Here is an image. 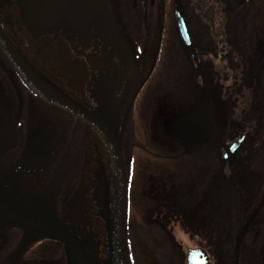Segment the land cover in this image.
<instances>
[{"label": "flooded vegetation", "instance_id": "obj_1", "mask_svg": "<svg viewBox=\"0 0 264 264\" xmlns=\"http://www.w3.org/2000/svg\"><path fill=\"white\" fill-rule=\"evenodd\" d=\"M24 1L0 0L4 35L42 82L83 109L119 144L128 178V202L137 197L139 232L145 236L144 245L139 246L127 230L130 264H135L136 254L151 256L158 264L151 252L146 253L157 248L181 252L182 245L174 241V235L160 227L158 214L162 213L163 202L169 203L164 212L170 215L182 210L187 218L188 212L195 210L196 215L204 212V217L209 216L214 117L218 116L229 132L228 140L220 145L219 157L226 174L236 170L238 217H245L246 222L258 210L264 203V0H103L101 13L85 29L79 28L81 14L63 20L58 12L93 11L98 8V0H46V13L53 16L46 19V28L31 22L24 12ZM179 24L186 26L187 41ZM67 57L71 63L65 67L80 73L83 91L78 97L67 95L60 88L63 82L53 77L56 61ZM194 77L200 90L186 103ZM199 98L209 102L212 134L208 142L187 149L170 139L165 127L186 114ZM0 99L15 128L14 146L0 153V214L33 220L71 236L82 246L90 264H114V168L98 133L26 90L1 49ZM53 125L57 131L52 130ZM30 134L47 135L52 144L51 159L44 171H25L19 165L25 138ZM246 135L247 141L233 158L223 162V146ZM99 151L105 155L102 166L108 162L102 169L101 193L104 204L108 203L104 215L110 250L102 260L94 259L79 234L66 228L60 218L67 196L65 176L73 181L69 186L74 194L80 192L83 172L85 168L88 171L87 165L98 163ZM69 159L73 174L63 170V163ZM137 164L140 168L135 170ZM191 171L197 173L198 180L190 179ZM43 172L46 209L20 188L23 177ZM97 191L96 185L90 192L93 202L98 199ZM74 198L77 201L79 194ZM258 217L262 221L259 227L264 229V205L256 220ZM162 234L170 244L155 242L154 237ZM197 249L206 253L197 246L184 249L183 260L176 258L186 264L187 251ZM0 264L78 263L60 242L19 227H0Z\"/></svg>", "mask_w": 264, "mask_h": 264}, {"label": "water", "instance_id": "obj_2", "mask_svg": "<svg viewBox=\"0 0 264 264\" xmlns=\"http://www.w3.org/2000/svg\"><path fill=\"white\" fill-rule=\"evenodd\" d=\"M98 1V8L93 11H83L82 13L66 11L58 13L63 20L75 19L81 14L82 23L79 28L85 29L102 11L103 0ZM23 9L25 14L29 16V19L31 18L33 20L31 21L33 24L46 28V19L52 16L51 13H46V0H25ZM179 28L182 38L187 41L188 35L185 24H179ZM0 49L23 84L35 96L90 126L98 133L108 149L114 168L115 192L113 238L111 242L113 244L112 254L114 257V264H129L126 236L128 200L127 174L119 144L116 143L108 132L83 109L66 100L42 82L12 47L1 28ZM165 130L170 139L176 140L187 149L208 142L212 134L209 102L205 98H199L186 114L175 121L169 122ZM248 137L247 135L243 136L231 144L223 146L221 153L222 161H230L244 142L247 141ZM14 143L15 128L11 125L0 99V153L7 148L13 147ZM51 155L52 144L49 137L47 135L36 136L30 134L25 138L19 165L25 171H44L49 165ZM263 205L264 203H261L258 210ZM258 210L252 214L243 226L238 234L237 243L241 241L248 228L252 225ZM0 227H19L35 235L60 242L72 252L78 264H90L83 248L74 238L36 221L0 214ZM186 264L211 263L209 262L208 255L203 250L197 249L187 251Z\"/></svg>", "mask_w": 264, "mask_h": 264}, {"label": "rangeland", "instance_id": "obj_3", "mask_svg": "<svg viewBox=\"0 0 264 264\" xmlns=\"http://www.w3.org/2000/svg\"><path fill=\"white\" fill-rule=\"evenodd\" d=\"M69 57H67L66 60L60 61V63L59 61H56L52 73H53V77H57L60 83L63 82V84L60 85L62 91H64L67 95H74L78 97L79 91L80 90L83 91L82 86L80 85V73L79 70H74L73 68L70 69L71 67L69 66L65 67L67 65H70L71 63ZM85 79H89V77L86 76ZM196 81L197 78L194 77V81L191 82V86H190V95L187 97L186 103H190L193 99L192 97L196 96V94H198L200 90L196 86ZM211 98H212V106H214L216 104L214 100V96H212ZM80 101H82V99H80ZM181 106L182 104H180L178 108H180ZM214 118L215 120L213 121ZM214 118L212 119L214 124V131H213L212 139L210 141V145L212 150L214 149L212 151L213 155L215 154L216 157L220 159L219 157L220 145H222V143L225 140H228L227 137L229 132L226 131L224 125H222L223 123L222 120L218 119L219 118L218 116ZM40 125L45 126L44 124H40ZM55 126L56 125H53L52 128L53 131H57V128ZM252 140H255V142H257V137L256 138L253 137ZM249 144L251 147L252 146L251 142H249ZM104 158L105 155L103 154V152L99 151L98 163L96 165L95 163L93 165L90 164L87 165L88 171H86L87 168H85L86 170H84L83 172L84 175H83V183H82L83 191H82V187H80L79 190L80 192H76L74 194V188L72 186H69L72 184L73 181L70 182V178L67 175L65 176L66 180L64 181V183L67 186V196L65 199V206L63 208L64 213L60 214L61 222L64 224V226L72 230L74 233L79 234L82 241L85 243L86 247L88 248L87 250L90 253V255L93 256L94 259L97 258L99 260L104 259V256L106 255L108 249L110 250V247H107V233H106V229H108L106 223L107 215H104V211H105L104 206H106L107 208L108 203L104 204L105 203L103 200L104 193L103 194L101 193V185H103L104 183L103 182L104 178L102 177L103 174L102 169L103 168L105 169V165L107 167V163H108L106 162L105 165L102 166V161ZM69 160L70 161H68L66 164L63 163V170L67 174L69 173L73 174L74 165L73 162H71V159ZM224 169L225 167L221 168V170L216 175L213 176L212 183L210 182L211 190H210L209 204H208L210 214L208 217L206 216L204 217L205 215L204 212H202L200 215H196L194 213L195 210H193V213L192 211L188 212V216H187L188 219L183 216L182 210L181 212L178 211L176 214L170 215L169 213L164 212L167 211L166 210L167 208H169V203L163 202L162 213L158 214V217H160L159 220L161 221L159 223L160 227L164 231L168 230L169 232H171L174 235L173 237L174 241L179 246L182 245L181 246L182 250L180 249L181 252L179 250L175 251L174 249L173 250L170 249L172 250V252L175 253V256H178L181 260H183L184 258V254H185L184 249H194L197 248L198 246L199 248H203L204 250H206V253L209 256L211 264H220L222 258L226 257L227 247H229V250L233 253V257H232L233 264H264V234H263L264 229L259 227L260 223L262 222L261 220H259L260 219L259 217L257 220L256 218L254 219L252 225L248 228L247 232L245 233L241 241L238 243H237L238 233H240L239 231L246 220L245 217L242 216L239 217L237 223L233 224L230 227V228H234V230L232 231L229 230V232L225 233L220 231V229L217 227L215 221L216 218L215 215H217V211H215V207H217L218 205V203L216 202L218 200H216L215 197L212 198V192L216 190V187L221 189L225 188V185L228 182L226 175L231 174L233 181L235 182V174H236L235 169H233L232 172L228 171L229 174L228 173L226 174V169L225 170ZM74 179L75 178L73 177L71 178V180ZM22 180H23V184L20 185L22 193L25 195H27V193L28 194L30 193V195L32 194V196L35 197L38 200V202L46 209V172L32 173L29 176L23 177ZM56 180L57 179H55L54 181ZM60 181L63 182V179L62 180L60 179ZM55 184L58 185L59 183L57 184L55 182ZM96 185L98 186V191H97L98 199L96 202H93V199L91 198L93 193L90 192L93 190V187ZM60 186L62 185L60 184ZM248 186L251 187V183ZM236 189L237 188L235 187L234 193L236 196V203L234 205V210L237 209L236 205H238ZM78 194H79V198H77V201H75L74 195H78ZM114 201H115V192H114ZM256 204L257 202L255 203V205ZM255 205L254 206L252 205L253 208L255 207ZM252 209H250L247 213H249ZM235 214L237 213L234 211L233 215ZM113 215H114V211H113ZM255 221L257 222V224H254ZM149 237L152 238V236ZM154 238L156 239V242L161 241L159 239L160 236H156ZM165 239L168 244L171 243V241L169 243L166 236ZM161 250H164V248H161ZM134 256H135L134 259L135 264H153L150 261V259L154 262L151 256H148L150 259L148 257H145L143 255L140 256L138 254ZM176 262H177V258H176Z\"/></svg>", "mask_w": 264, "mask_h": 264}, {"label": "trees", "instance_id": "obj_4", "mask_svg": "<svg viewBox=\"0 0 264 264\" xmlns=\"http://www.w3.org/2000/svg\"><path fill=\"white\" fill-rule=\"evenodd\" d=\"M21 82V81H20ZM22 86L28 90L25 85L21 82ZM262 144H264V137H261ZM139 164L135 165L134 169L138 170ZM221 170V161L216 157V155L211 154L210 156V178L209 181L212 183L213 176L216 175ZM136 172V171H135ZM193 172H190V179L191 178H198L197 173L192 174ZM201 177H199L200 180H202V174H200ZM230 177V178H229ZM228 182L225 185V188L221 189L216 187V190L212 192V198L215 197L218 205L215 207V211H217V215L215 218L217 227L222 232H229V230H234V228H230L233 224L237 223L239 217H238V211L239 207L236 205V210H234V205L236 203V196H235V184L233 181V178L230 175H227ZM198 180V179H196ZM210 183V184H211ZM221 189V190H220ZM216 203V204H217ZM129 207V213L127 214V228L128 233L130 232V235L132 236V239L139 245L143 246L145 241L143 240V237L139 232V228L141 226V220L139 216V203L137 201V197L133 198L130 202H128ZM238 210V211H237ZM236 212L237 214L233 215V212ZM236 216V217H235ZM131 227V228H130ZM234 227V226H233ZM135 229V230H134ZM264 234V233H263ZM161 241H155L159 244H168L166 242L164 234H162L159 238ZM154 242V241H153ZM158 251H147L146 253L151 254L154 256L158 264H173L172 261H176L175 253L172 252L170 249H164L161 250L157 248ZM233 253L229 250V247H227L226 251V257L222 258L220 261V264H233L232 262ZM175 264H182L180 260H177Z\"/></svg>", "mask_w": 264, "mask_h": 264}]
</instances>
